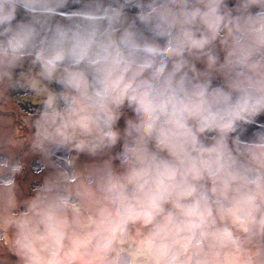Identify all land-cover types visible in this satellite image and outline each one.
<instances>
[{"label":"clouds","instance_id":"clouds-1","mask_svg":"<svg viewBox=\"0 0 264 264\" xmlns=\"http://www.w3.org/2000/svg\"><path fill=\"white\" fill-rule=\"evenodd\" d=\"M19 89L41 106L27 151L0 138L16 264H264V0H0Z\"/></svg>","mask_w":264,"mask_h":264},{"label":"flooded vegetation","instance_id":"flooded-vegetation-1","mask_svg":"<svg viewBox=\"0 0 264 264\" xmlns=\"http://www.w3.org/2000/svg\"><path fill=\"white\" fill-rule=\"evenodd\" d=\"M135 11V9H131ZM53 87H56L53 85ZM41 106V99L23 89L10 92L4 97H0V138H14L25 142L23 151H27V140L32 133V129L27 123L30 116L34 117L37 110ZM128 116L131 112L125 109ZM261 123H264V116L259 117ZM123 127V118L120 121ZM255 131V127L250 128L248 135ZM22 154V153H21ZM87 160V157L81 156V161ZM27 166L24 174L18 177V183L27 196L31 193V189L35 188L42 179L43 173L38 175L41 168L39 157H28ZM0 264H16V257L12 253L8 243L7 236L0 240Z\"/></svg>","mask_w":264,"mask_h":264},{"label":"water","instance_id":"water-1","mask_svg":"<svg viewBox=\"0 0 264 264\" xmlns=\"http://www.w3.org/2000/svg\"><path fill=\"white\" fill-rule=\"evenodd\" d=\"M80 6H81L80 4H74V3L70 2L69 5H68V8L64 9V11H68V10H71V9L79 8ZM19 15L22 16L23 13H20Z\"/></svg>","mask_w":264,"mask_h":264}]
</instances>
